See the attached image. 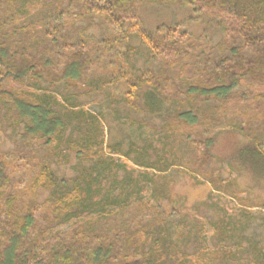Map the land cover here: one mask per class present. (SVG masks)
I'll return each instance as SVG.
<instances>
[{
  "label": "trees",
  "instance_id": "obj_1",
  "mask_svg": "<svg viewBox=\"0 0 264 264\" xmlns=\"http://www.w3.org/2000/svg\"><path fill=\"white\" fill-rule=\"evenodd\" d=\"M163 1L42 0L41 7L27 14L23 8L33 0H0V27L7 26L0 29V83L9 78L31 89L0 90L2 131L17 133L20 145L10 156L22 155L36 170L32 183L48 190L45 201L50 203V209L42 211L28 206L22 191L13 185L9 162L0 158V264H264V245L243 236L249 222L257 219L247 210L228 214L209 195L193 205V214L153 211L170 197L172 182L166 173L171 168L204 171L211 160L216 138L192 139L194 128L219 122L218 110L225 111L226 106L235 110L230 121L239 118L241 124H234L245 139L246 129L250 132L253 123L263 121L264 106L246 105L248 95L238 89L264 86V0H168L194 6L213 20L221 34L215 44L201 42L174 26L166 31L145 30L139 18L141 4ZM18 14L24 19L15 20ZM67 15L86 25L80 32L72 25L65 30L62 19ZM93 26L99 37L92 38L96 44L90 46L79 35ZM130 31L142 40L147 60H160L159 66H135L143 53L129 44ZM114 51L127 68L114 58ZM105 60L115 62V74L98 75L99 69L104 71ZM176 65L184 71L181 78L172 73ZM118 80L125 92L112 100L113 114L134 129L152 123L150 115H163L161 125L150 126L152 133L161 135L155 138L161 148L154 150L151 160V139L141 148L132 141L125 150L123 142L105 147L151 175L143 172L135 178L132 169L100 155L106 126L73 99L78 94H108V87ZM203 105L206 108L201 111ZM167 107L174 109L169 112ZM245 113L248 117L243 121ZM176 137L183 146L178 154ZM29 144L36 147L26 149ZM63 147L75 152L78 163L75 174L61 181L51 163ZM218 179L209 178L212 193L221 191L215 187ZM144 188L150 189L152 204L138 198ZM199 209L208 216L194 224L197 221L188 219ZM83 211L91 217L83 223L72 222L67 232L53 231ZM259 219L264 223V215ZM208 228L219 241L209 240L213 249L207 256L201 250V238ZM199 249L204 257L201 252L192 253Z\"/></svg>",
  "mask_w": 264,
  "mask_h": 264
},
{
  "label": "rangeland",
  "instance_id": "obj_2",
  "mask_svg": "<svg viewBox=\"0 0 264 264\" xmlns=\"http://www.w3.org/2000/svg\"><path fill=\"white\" fill-rule=\"evenodd\" d=\"M50 1L51 0H46V2ZM41 2L42 0H33V3L29 4V6H25L23 10H25L27 14H32L37 8L41 7ZM44 4L46 3L44 2ZM24 17L25 15L18 14L15 16V20L20 21L21 19H24ZM139 18L140 24L148 32L166 31L168 27L174 26L186 30L191 37L197 38L201 42H209L210 44L217 43L221 36L219 29L216 27L217 25L215 26L213 20H208L209 18L204 15L202 10L177 1L164 0L161 3L143 2L139 8ZM51 19L54 21L53 17ZM59 20L60 19H58V21ZM62 20H65V30L69 29L72 25L76 28L79 27L77 28V31L80 32V29L86 25L84 21L76 19V16L74 15H67L63 17ZM47 21L48 18L46 19V22ZM1 28H7V26L2 25L0 29ZM130 33H132V36L128 39L129 44L134 46V48L141 50L143 53L141 57L135 60V66L138 69L156 68L157 65L159 66L160 60H147L148 56L146 49L141 45L142 40H139L137 35L136 38L133 36L136 34L134 31H130ZM79 36L83 40H88V43L91 46L96 44L93 42L92 38L99 37V30L97 27L93 26ZM128 42L125 41L127 44ZM122 45L125 46V44ZM124 46H121L119 50L123 51L125 49ZM114 53V58H118L119 61L124 64V68H127V62H123V57L120 58L121 56L117 51H114ZM128 56L132 55L128 54ZM116 71L118 70L115 62H112V60H105L104 71L103 69H99L98 75L102 73V76L106 77L105 75H107L108 72L115 74ZM172 73L179 78L184 75V71L181 69L180 65H176L172 69ZM0 90H15L17 92L31 89L19 86L7 78L0 83ZM238 90L247 93L248 97L243 101L246 105L252 106L255 103H260L261 106H264V86L247 87V85H241ZM107 92L108 94L99 93L96 96L91 95L89 97L80 96L78 93L75 97L72 96L74 97L73 99L79 103L80 108L86 110L90 114L98 116L100 121L106 126L103 135L105 141H103L102 148L99 151L100 155L109 160L113 159L114 162L129 170L132 169V176L135 178H139L143 172H148V174L151 175L152 173L150 171H145L143 168L134 166L131 162L120 156V154L117 156L116 154L109 153L105 146L117 142H123L125 144L123 150H125L127 149L128 144L132 141L135 145L141 148V146H145L146 140L151 139L152 142L149 145L148 152L150 159L153 160L156 153L154 150L161 148L160 140L155 138L161 135L159 133H152L150 126L154 124L161 125L163 123V115L161 117L150 115L152 123L144 125L141 129H134L130 125V122H123V118H116L112 112L114 106L111 103L112 100L116 101L119 96L125 92L124 86L120 80L111 84L110 87H108ZM117 108L121 110L122 105L119 104ZM205 108V105L201 106V111H204ZM173 109V107H167L169 112ZM234 111H229L227 106L224 111V108L222 107L217 113L220 119L219 122L213 124L204 122L194 128L196 137L195 135H192V139H197L200 136H214L216 138L215 145L211 150V160L204 171L199 169L193 170L191 167L188 169L184 167L179 168L178 166L171 168V170L166 173L167 178L172 182L170 197L167 201L161 203V209H155L153 211L155 213L157 211L158 213H161L163 210H165V213L170 211L181 212L183 214L192 213L193 205L205 201L207 197L211 195V198L215 202L219 201L220 205L225 207L228 214H238L240 211L247 210L250 214L256 216V222H249L243 236H245L246 239L249 238L251 241L258 242L260 246H262L264 245V223L260 222L259 216L264 215V118L260 123H253L250 132L248 128L246 129L245 136L247 135V139H245L244 134L238 129L239 126L234 124V122L238 121L239 124H241L239 118H234V122L230 121L231 116L234 117ZM223 114H226V116ZM246 117H248V114L245 113L241 118L245 121ZM254 117L258 118V120L262 118L261 116L258 117V115H255ZM248 125L250 126V124ZM3 127L4 121L3 123L0 121V158L7 160L11 166L13 185L18 188L19 191H22L23 199L28 206L35 208L37 211L45 209L49 210L50 203L45 201L48 197V190L41 186L36 187L35 183H32L36 170L22 160V155L16 154L14 157L10 156L11 153L14 152L15 146L20 145L17 133L15 131L12 132L10 129L2 131ZM246 127L247 125H245L243 129ZM108 130H110V134H108ZM66 134L68 135L69 131ZM180 143L181 141L176 137V154H178L181 149L183 150V146L181 145V147ZM29 145L30 147H27L26 149L31 150V148L33 149L36 147L31 146V144ZM41 149L43 150V148L39 149V155L42 154ZM186 150L188 151L187 147ZM61 152L62 153L53 158L51 167L56 170L57 176L61 178L62 181L71 178L75 174L78 160L75 157V152L73 150L63 147ZM24 153L27 152L24 151ZM108 153L110 155H108ZM187 156L188 158L190 157V150L187 152ZM185 161L186 160H184V162ZM81 163H83V160H81ZM120 171V176H122L123 170L120 169ZM210 177L213 180L219 177L218 181L215 182V187H218L221 190L220 192H211L212 187L214 186L209 181ZM137 196L142 202L148 201V204L153 203L150 196V189L148 190V188H144L140 194H137ZM245 204H247L246 208H244V206H246ZM199 210L200 211L196 213V216H193L192 218L189 216L188 220L191 222L193 220L197 221L193 222L194 224L205 222L204 218L208 215L204 213L203 209ZM89 217L91 216H88V213L83 211L79 218L77 217L70 221H66L68 223L58 225L53 231L59 234L67 232L71 227L72 222L78 220L83 223L84 220ZM211 232L213 233V231L208 228V230L205 231L206 237H204V239L203 237L201 238V250L203 253H206L207 256L208 250L213 249L209 240L211 238H216L213 240V244L217 243L216 241H219L218 235H213V237H211ZM221 246L224 248L222 250H225V244L223 243ZM196 252L201 251L200 249L199 251H192L193 254H196ZM202 252V257H204ZM240 256L236 259H241ZM219 264L225 263L220 261Z\"/></svg>",
  "mask_w": 264,
  "mask_h": 264
}]
</instances>
